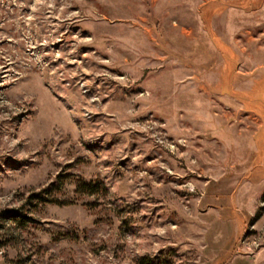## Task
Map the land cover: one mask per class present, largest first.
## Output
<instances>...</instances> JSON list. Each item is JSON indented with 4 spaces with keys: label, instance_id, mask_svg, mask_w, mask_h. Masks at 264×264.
Returning a JSON list of instances; mask_svg holds the SVG:
<instances>
[{
    "label": "rangeland",
    "instance_id": "1",
    "mask_svg": "<svg viewBox=\"0 0 264 264\" xmlns=\"http://www.w3.org/2000/svg\"><path fill=\"white\" fill-rule=\"evenodd\" d=\"M0 264H264V0H0Z\"/></svg>",
    "mask_w": 264,
    "mask_h": 264
},
{
    "label": "trees",
    "instance_id": "2",
    "mask_svg": "<svg viewBox=\"0 0 264 264\" xmlns=\"http://www.w3.org/2000/svg\"><path fill=\"white\" fill-rule=\"evenodd\" d=\"M81 186L79 187V190L80 191H82V192H84V193H87V194H92L93 192V187L92 186H90V185H87V184H84V183H82V184H80Z\"/></svg>",
    "mask_w": 264,
    "mask_h": 264
}]
</instances>
